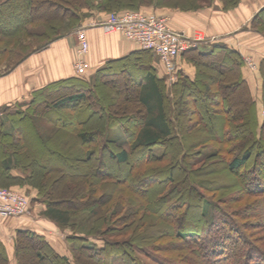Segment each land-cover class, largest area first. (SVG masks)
<instances>
[{
  "label": "trees",
  "instance_id": "16d2710c",
  "mask_svg": "<svg viewBox=\"0 0 264 264\" xmlns=\"http://www.w3.org/2000/svg\"><path fill=\"white\" fill-rule=\"evenodd\" d=\"M33 1L0 2L2 33L10 36L27 30L24 24L8 26L5 22L14 20L7 16L8 10L19 18L23 10L28 11L27 8ZM47 1L56 19L48 26L52 29L45 32L49 38L24 53L12 67L60 38L64 33L55 34V31L60 29L65 20L69 23L68 30L80 25L86 17L84 9L103 12L106 16L124 10L145 12L140 8L148 5L185 11L198 9L202 6L201 2L208 4L213 0ZM219 1L223 9H229L240 0ZM251 26L264 34V6L253 18ZM143 50L137 53L140 57L135 58L136 60L128 58L107 62L91 79L84 78L82 74L60 79L33 91L27 102L0 108V187L16 184L34 188L37 192L35 200L45 205L42 215L60 229L69 226L74 231L75 223L72 220L83 208H91L94 217V224L88 235L74 232L67 237L70 258L56 251L43 235L29 229H18L15 238L18 264H23V249L25 252L27 246L34 252L36 264H43L45 261L48 264H88L87 261L90 264H208L210 259L212 264H264L263 244L255 245L256 242L246 240L247 236L239 233L244 226L242 228L237 224L234 214L237 215L238 211L231 212L229 208L221 205L224 203L221 198L216 201L201 191L202 188H207L203 179L194 183L189 177L192 174L202 178V172L211 169L207 165L216 164L215 157L229 154L227 163L221 165L230 171L239 172L243 168L250 175L245 176L247 182L240 189L242 195L264 198V121L259 118L256 103L240 72L244 64L243 58L238 51L218 42L211 44L206 52L197 47L192 48L177 57L176 79L166 83L164 77L154 79L152 73H149L142 79V75L131 71L129 67L133 68L134 64L140 63L138 60L142 58V54L153 53ZM181 59L195 67L193 79L182 74L179 65ZM205 67L217 68L224 76L203 73ZM162 69L165 74L163 67ZM123 70L137 76L132 80L140 86L137 100V112L140 115H136V112L135 115L126 116V111H119L116 99L110 98L112 94L103 93L107 90L105 77L117 75ZM225 82L235 87L234 95L227 96ZM68 91L72 92L70 96L66 95ZM222 95L225 97L222 98ZM109 98L108 106L104 100L108 101ZM49 99L54 103L49 104ZM225 99L232 102L231 104L239 105L232 108L230 104H225ZM199 102L209 104V107L212 104V115L209 118L198 109L191 108L193 110L190 112V106L195 107ZM205 107L208 108V105ZM191 114L196 117L194 123L190 122ZM43 118L57 127L53 134H46L38 128L37 124ZM6 123L11 124L10 130L5 128ZM196 127L200 129L197 130ZM115 128H121L128 148L107 138L108 131ZM205 140L214 142L211 151L198 150L189 154ZM75 144L85 147V154L70 151ZM65 145L71 149L65 152ZM156 147L163 150L159 156L152 151ZM259 155H263L262 159L258 158ZM189 156L193 160L195 156H199L196 162L208 161L207 165L191 170L186 165ZM253 156L255 161L250 163ZM105 157L108 160L106 165L103 162ZM167 158L169 163L165 167L168 169L156 167L157 169L152 170L147 167L149 163ZM114 167V173L104 170H114ZM247 167L249 168L246 169ZM176 170H181V174L189 178L191 184L187 188L189 192L181 200L167 206L175 193H183V185L180 187L179 184H172L175 182ZM155 181L160 186L158 191L153 190ZM147 182L152 185H147ZM238 184L241 185L239 181ZM116 189L120 190L121 199L108 211L107 205ZM23 191L22 193H26ZM98 192L100 195H97ZM130 194L138 196L141 201H136ZM123 198L128 202L123 203ZM256 202L257 206L262 207L263 201ZM208 204L212 209L210 216L206 211ZM248 207L246 216L250 217L251 207ZM191 209H195L194 215H190ZM140 211H144V215L137 216ZM145 212L160 215L166 224L162 229L164 232L157 231L150 239L168 238L170 243L163 246L139 244L136 237H141L142 234L133 233L124 241L109 238L110 234L121 232L122 235L127 229L131 230V227L138 230L143 221L147 222ZM167 212L172 215L164 219ZM111 220L115 224L101 231ZM232 234L242 239L245 254L228 253L229 245L226 240L232 238ZM89 237L102 240V245L90 243ZM173 252L179 255H167ZM138 253L143 254L145 259L138 256ZM232 256L234 258L231 261ZM0 264H8L1 240Z\"/></svg>",
  "mask_w": 264,
  "mask_h": 264
},
{
  "label": "crops",
  "instance_id": "0c3cea01",
  "mask_svg": "<svg viewBox=\"0 0 264 264\" xmlns=\"http://www.w3.org/2000/svg\"><path fill=\"white\" fill-rule=\"evenodd\" d=\"M263 6L264 0H240L236 6L223 9L219 0H213L193 10L148 7L145 8V12L165 16L168 25L174 30H183L191 35L195 32L202 33L204 41L197 46L202 52L208 51L210 45L216 42L238 51L244 60L240 72L260 115V112L264 110V34L252 28L251 22ZM88 12L90 14H86L82 25L95 22L96 19L100 21L106 17V13L103 12ZM87 35L88 66L82 73V76L87 79L93 78L96 71L103 68L109 61L128 58L136 60L135 58L140 57L137 53L144 51L135 41L125 38L121 33L105 34L97 26H90L87 29ZM73 36L70 30L66 31L44 49L32 53L15 68L1 74L0 108L27 102L33 91L51 82L80 75L73 67L76 51V37ZM141 57L138 61L145 66L142 79H145L149 73H152L154 79L163 77L162 65L154 53L146 52ZM179 65L183 75L190 79L195 77L196 69L193 65L184 59L179 61ZM129 68L131 71L136 69L134 66ZM5 128L10 130L11 124L6 123ZM22 189L29 194L31 204L29 214L25 218L14 219L15 221L11 219L12 226L0 227V240L7 251L9 264H18L15 256V238L18 229L34 231L43 235L48 242L49 230H54V227L56 229L55 224L42 215L45 205L35 200L36 190L27 185ZM52 247L56 250L54 246Z\"/></svg>",
  "mask_w": 264,
  "mask_h": 264
},
{
  "label": "rangeland",
  "instance_id": "374dc122",
  "mask_svg": "<svg viewBox=\"0 0 264 264\" xmlns=\"http://www.w3.org/2000/svg\"><path fill=\"white\" fill-rule=\"evenodd\" d=\"M3 0H0V2ZM62 1V0H60ZM27 5V4H26ZM201 5H207V2H201ZM201 6V7H202ZM148 7H155L153 5H148V6H142L140 8V10L145 11V8ZM164 7V6H163ZM161 8V7H160ZM165 8H171V7H165ZM46 9V10H45ZM172 9H176V8H172ZM28 11L23 10V14H21V16H19V18L17 16H15L14 12H11L8 10L9 14L7 16L9 17H13L14 20H6V24L5 25H13L15 23H21L26 25L27 30L26 31H19V33H13L12 35L8 36L3 32L2 28L0 29V75L5 73L6 71L12 70L15 67H12V65L24 54L26 53L28 50L34 49L38 44H41L42 42H44L47 38L46 33L49 32L52 28L48 27L49 25H51V23L53 21H56V19L53 17L55 16V14H52V9L49 8V2L47 0H34L33 4L27 8ZM6 10H3V12H5ZM90 10L84 9V12H86V14H90V12H88ZM7 11L5 13H8ZM57 12V10H56ZM150 13V12H147ZM1 15V14H0ZM45 16H47V18H45ZM49 18V19H48ZM99 20L96 19V22H98ZM68 21L65 20L60 29L58 28L57 31H55V34H63L66 31H71L73 33V37L75 36V28L82 25H78L76 27H74L73 29H69V25H68ZM2 25V24H1ZM46 32V33H45ZM54 34V33H52ZM53 36V35H52ZM77 44V41H76ZM148 55V54H147ZM134 64V66L136 67L135 71H132L134 73H138L139 75H144L145 74V66L144 64L142 65L141 63ZM138 71V72H137ZM203 71V70H202ZM225 71H223L224 73ZM202 73V72H201ZM203 73H207L210 75H215L216 77L223 75L220 73V71L217 70V68H206L203 71ZM162 75L165 78L166 83H170L172 81H170L168 79V77H166V75L164 74V72L162 71ZM132 76V77H131ZM137 77L136 75L132 74H128L127 71L123 70V71H119L117 75L113 74L111 76H106L104 80H107V85H105L107 90H104V94L105 93H111L112 96L110 98H113L114 100L116 99L118 107H119V111L123 112L126 111V116L128 115H135L136 112L138 111V107H139V103H138V92H139V85L136 84L132 78L133 77ZM224 76V75H223ZM176 79V75L174 80ZM103 80V81H104ZM173 80V81H174ZM224 84V82H223ZM223 86V85H222ZM227 93V96L229 95H234L235 92V87H233V85L228 84L227 82H225V89H224ZM264 90V89H263ZM70 94H72L71 91H68L66 93L67 96H70ZM102 97V96H101ZM225 96L222 95V98H224ZM234 97V96H233ZM110 98L107 100H104V102L106 104L109 103ZM49 104H53L54 101L49 99L48 101ZM232 103V102H231ZM229 103L226 99H225V104L231 106L232 108H236L238 105L237 104H231ZM208 105V108H206L205 106ZM202 104L201 102L197 103V105L194 106H190V112L193 109H198L202 112V114H204V116H206V118H209L210 115V111H212V107L210 104ZM109 106V104H108ZM10 107H13V105H11ZM44 107L46 108V106L44 105ZM189 107V106H188ZM191 108H193L191 110ZM138 113V112H137ZM212 113V112H211ZM123 114V113H121ZM229 115L231 114L230 112L228 113ZM136 115H140L139 113ZM192 117V120L190 121L191 123H194L196 120L195 115L191 114L190 115ZM259 118L261 121H264V110L262 112H260ZM38 128L40 130H42L43 132H45L46 134L48 133H54L55 130L57 129V127H55L53 125V123L51 124L50 122L47 121L46 118H43L42 120L39 121V123L37 124ZM197 130L200 129V127H196ZM52 133V134H53ZM107 138L114 140L115 142H117L118 144H121L123 147L128 148V142L126 140L125 135L123 134L121 128H115V129H111L108 131L107 133ZM231 141V140H229ZM234 141V140H233ZM61 142V141H60ZM199 146V147H198ZM196 148H193L189 154L196 152L198 150H201L203 152H209L212 150L213 146H214V142H207V140H205L201 145H198ZM91 147V146H90ZM85 147H80L77 146L75 144L74 147H72V150H70L71 148H69V146H64L65 152L67 151H73L78 152V153H82L85 154L84 152L87 150ZM153 153L156 156H159L162 154V148H153ZM231 153H236V152H231ZM229 154H222L221 156H217L215 157V163L212 166L211 165H207L206 161L201 162V161H197L196 159L199 158V156H195V159L193 160V158L191 156H189V158L186 160V165L189 167V169H198L199 167H202L203 165H207L209 166L211 169H209V171L205 172L203 171V175L201 176L202 178L199 177H195L191 174V176L189 175V177L191 178V180L194 183H197L198 181H200L201 179H203V181H205V186L207 187L206 189L202 188L201 191L205 192V194L212 196L213 199H215L216 201L218 199H222V201L224 202L223 204H221L222 206L224 205L225 207L229 208L231 210V212L238 211L237 215H235L236 220L238 221V225L239 226H244L243 230H240V234L242 235V233L244 235H246V240H249L250 242H256L255 245H259V244H263L264 246V198H260V197H250V196H243V192H240V189L242 187V184L247 182V177L245 176H250L248 174V172L245 171V169H240L239 172L238 170H234V171H230L226 168V166H222L221 163H227L226 161L229 160ZM263 156V155H262ZM262 156L259 155V159H262ZM192 158V159H191ZM190 159V160H189ZM107 159L106 157L103 159L104 164H107ZM254 156L252 157V159L250 160V163L254 162ZM169 163V159L167 158L166 160L163 161H158V162H152L149 163L147 167H149L152 170H155L157 168H164L165 165H167ZM112 164V163H111ZM110 164V165H111ZM88 166V165H87ZM89 167L91 168L92 166L89 165ZM157 167V168H156ZM250 167V166H249ZM249 167H247L246 169H248ZM112 168H105L104 170L110 173H114L115 171ZM165 169H168V167H165ZM117 173L119 172L116 169ZM177 171V172H176ZM174 177H175V182H173L172 184H179V186L181 187L182 185V192L181 194H174L173 197L170 199V201L166 204L167 206H172L173 204H175L176 202H178L179 200L182 199V197L185 196V194L188 191V186H190L191 182H189V178H186V176H183L181 174V170H176ZM159 174V173H158ZM247 174V175H246ZM241 175V176H240ZM238 181L241 183V185L238 184ZM108 183H111V181H109ZM234 184V185H233ZM238 184V189L236 188ZM147 185H152L151 183L147 182ZM153 190L156 189V191H158V189L160 188V186L158 185V182L155 181V183H153ZM233 185V187L231 186ZM245 185V184H244ZM177 186V187H179ZM23 186H19L16 184H11L8 186H3L0 187L1 189H10V190H16V191H20L22 192ZM152 187V186H151ZM169 187V184L167 185V188ZM239 190V191H238ZM115 194L112 196L108 206V211L114 206L115 203H117V200H120V195H119V189L117 191V189L115 190ZM24 192V191H23ZM28 198H29V194L24 193ZM157 194V193H156ZM161 194V193H160ZM159 194V195H160ZM198 194V193H197ZM200 194V193H199ZM198 194V195H199ZM97 195H100V192H98ZM95 196L96 198L98 196ZM134 197L136 201H141L140 198L138 196L135 195H131L130 197ZM125 200V202H124ZM258 201H263L261 202V206L259 207L257 206V202ZM128 201L126 200V198H123V203H127ZM250 203V204H249ZM251 207V209L249 210L251 214L250 217L247 215L246 213L249 209V207ZM257 207V208H256ZM207 208V215L210 216L211 215V205L208 204ZM31 209V204L29 201V212ZM64 209V207H63ZM245 209V211H244ZM197 210V208H196ZM195 209H191L190 210V215H194ZM198 211V210H197ZM243 211V212H242ZM145 217H147V222L143 221L142 225L139 227L138 230H134L133 227H131V230H128L124 232V234L121 232H114L112 234L109 235L110 239H113L114 241H124L125 239H127L129 236L132 235V233L134 235L137 234H142L141 237L137 236L136 237V242H138L139 244L144 243V245L146 244L147 246H152V245H160L163 246L164 244H168L170 243V240L168 238H164V239H150L153 235L155 236L157 231H162L164 232L162 229L163 227H165V222L163 223L164 220L161 219L160 215L154 214L153 212H145ZM245 213V216L243 215ZM29 214V213H28ZM27 214V215H28ZM144 215V211H140L139 215ZM171 213H166L163 218L167 219L169 217H171ZM27 217L26 215L24 216H7V217H0V227L3 226L7 227V226H12V220L16 219H22ZM10 219V220H9ZM12 219V220H11ZM117 219V218H116ZM15 221V220H14ZM162 221V223H161ZM75 223V230L73 231L71 229V227L67 226V228L65 229H60L58 227H54L53 229L49 230V234H48V239L49 242L51 243L52 246H54L56 248V250H58L59 253L61 254H67L69 256V258L71 257V253H70V246L69 243L67 241V237L71 234H73L74 232L76 234H80V235H88L90 229L92 228L93 224H94V217L91 213V208H83L80 210V212L73 218L72 223ZM16 223V222H14ZM115 224V222L113 220L110 221L109 224H105L102 227L101 231L106 230V227ZM72 225V224H71ZM70 225V226H71ZM112 227V226H110ZM160 227V228H158ZM242 231V232H241ZM107 234V233H106ZM145 234V236L143 235ZM152 235V236H151ZM233 235V234H232ZM252 235V236H251ZM145 237V238H143ZM147 237V238H146ZM238 236L237 235H233L232 238H229L228 240H226V243L228 246L227 251H229L228 253L231 255L235 254V255H239V254H245L244 250H243V245L241 243L242 239L237 240ZM8 239V236H7ZM90 243H93L97 246H101L103 241L97 238H93V237H89L88 238ZM174 241V240H173ZM25 242V241H24ZM26 251L24 252L23 249V253L24 255H22V261L23 264H36V260L34 258V252L29 250V246H27V248L25 249ZM177 250V248L175 249ZM178 251V250H177ZM6 255H7V251L5 250ZM138 256H140L142 259H145L144 255L142 254H137ZM163 255H166L163 254ZM170 257H174V256H178L179 254L176 253H168L167 254ZM256 256V255H255ZM258 257V256H256ZM234 256H232L230 259L231 261L233 260ZM208 260V259H207ZM212 259L208 260V264H212L210 263ZM229 260V259H228ZM88 264H90L89 261H87ZM120 264V262H118ZM9 264V262H8ZM43 264H48L46 261ZM51 264V263H49Z\"/></svg>",
  "mask_w": 264,
  "mask_h": 264
},
{
  "label": "built area",
  "instance_id": "2783aa9c",
  "mask_svg": "<svg viewBox=\"0 0 264 264\" xmlns=\"http://www.w3.org/2000/svg\"><path fill=\"white\" fill-rule=\"evenodd\" d=\"M90 26L99 27L105 34L121 33L125 38L135 41L141 48L152 51L158 57L170 81L175 78L176 59L180 53L196 48L204 41V35L200 32L191 35L183 30L172 29L165 16L139 10L114 12L96 23L75 28L77 44L73 67L77 74H82L88 66L87 29ZM28 213L29 198L24 193L0 188V217L24 216Z\"/></svg>",
  "mask_w": 264,
  "mask_h": 264
}]
</instances>
